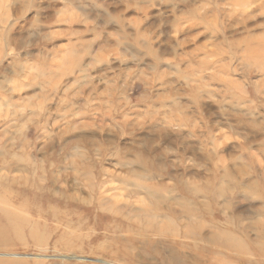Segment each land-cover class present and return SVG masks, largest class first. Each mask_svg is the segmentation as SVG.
Listing matches in <instances>:
<instances>
[{"label":"clouds","instance_id":"clouds-1","mask_svg":"<svg viewBox=\"0 0 264 264\" xmlns=\"http://www.w3.org/2000/svg\"><path fill=\"white\" fill-rule=\"evenodd\" d=\"M0 264H264V0H0Z\"/></svg>","mask_w":264,"mask_h":264}]
</instances>
